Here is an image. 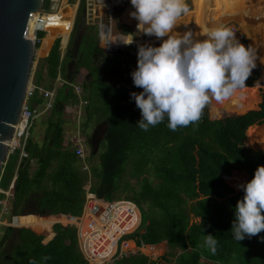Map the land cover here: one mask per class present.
Here are the masks:
<instances>
[{
    "label": "trees",
    "instance_id": "1",
    "mask_svg": "<svg viewBox=\"0 0 264 264\" xmlns=\"http://www.w3.org/2000/svg\"><path fill=\"white\" fill-rule=\"evenodd\" d=\"M108 2L106 6L112 22L113 8L117 5L114 6L112 0ZM128 3L129 15L135 9L130 0ZM186 3L190 9L188 13L196 15L200 22L208 21L210 13L221 11L209 12L215 4L212 0H186ZM49 6L44 0L42 10H49ZM98 7L97 0H93L89 10L92 18ZM68 9L45 19L38 26L36 49L45 37L61 35L54 40L48 55L41 58L49 83L43 89L53 90L58 76L68 84L57 89L52 107L46 112L41 144L28 137L24 146L27 158L19 160L20 151L15 152L16 158L9 157L3 167L0 188L7 190L11 186V205L6 213L9 216L7 226L0 236V261L4 264H30L32 260L36 264H88L79 250L76 228L60 224L68 223L71 217L79 221L86 200L84 185L88 172L83 169L85 161L77 156L76 148L70 150L63 119L66 107L79 101L70 85L77 83L76 77L83 67L86 69L85 80L79 84L83 93L80 100L86 105L84 125L87 126L92 114L97 113L105 122L104 151L99 155V170L92 167L94 170L89 171L93 179L89 196L110 201L116 199L117 192L131 191V195L124 196L149 208V221L139 234L138 247L163 243L168 248L166 255L172 256L173 251L176 252L175 264H199L202 258L207 264H264V231L250 239L246 236L240 242L231 232L235 205L244 195L238 185L250 181L257 167L264 165L262 150L246 148V132L250 128H259L260 140L264 142V86L257 84L254 87L258 79L264 82L261 68H254L246 87L234 94L238 100L231 98L226 107L215 114L204 110L198 125L190 124L171 131L165 119L145 132L136 126L141 119V110L130 95L139 92L132 91L129 86L133 83L131 73L137 67L138 45L141 43L125 34L129 40L133 39V43L128 49H122L123 43H113L123 39L122 33L117 37L109 34L104 40V36L97 38L94 32L86 30L75 53L73 40L85 12V0H81L72 41L60 61L68 36ZM221 12L225 16L211 17L214 28L240 18L234 3H229ZM263 12L264 6L259 8V13ZM128 20V24L137 29L138 21L131 17ZM197 20L189 18L188 14L182 16L171 35L179 36L191 29L195 36L203 39L202 33L206 29L202 32L193 30L192 22ZM248 33L251 34L250 29L246 32L250 37ZM250 38L254 40L253 45L256 39ZM109 44L118 49L106 51ZM261 51L262 45H256V58ZM99 62L107 66L102 75L96 73L100 71L96 66ZM67 63L73 70L68 69ZM36 76L35 82L39 83L40 77ZM29 104L31 109L38 111L44 104L36 87ZM132 158L136 159L131 170L134 176L146 173V167L151 164L156 180L150 183L143 178L140 189L134 192L127 184L123 188L120 185ZM30 161H36L32 174ZM188 203L197 223H189ZM209 234L218 240L215 255L203 247L204 237ZM6 241L8 251L4 249ZM6 254H9L8 259ZM45 256L50 259L44 260ZM115 261L116 264H155L140 252L123 254Z\"/></svg>",
    "mask_w": 264,
    "mask_h": 264
},
{
    "label": "clouds",
    "instance_id": "2",
    "mask_svg": "<svg viewBox=\"0 0 264 264\" xmlns=\"http://www.w3.org/2000/svg\"><path fill=\"white\" fill-rule=\"evenodd\" d=\"M130 2L135 11L129 16L138 21L137 31L162 41L159 46L138 45L137 67L131 73L134 85L142 89L130 94L141 110V119L136 123L141 130L146 132L165 119L171 131L198 125L213 100L224 103L246 87L256 67V57L251 47L240 43L233 30L207 29L202 33L203 39L191 29L173 36L177 21L190 10L186 0ZM116 42L130 45L133 39L125 37L113 43ZM238 188L244 195L235 205L231 232L240 242L264 231V165L258 166L254 177ZM217 245L215 236L205 235L203 247L212 255L216 254Z\"/></svg>",
    "mask_w": 264,
    "mask_h": 264
},
{
    "label": "rangeland",
    "instance_id": "3",
    "mask_svg": "<svg viewBox=\"0 0 264 264\" xmlns=\"http://www.w3.org/2000/svg\"><path fill=\"white\" fill-rule=\"evenodd\" d=\"M80 1L81 0H68V3H67V6L70 5V7L68 9L69 12H68L67 21H66V29H68L67 30L68 36H67V39H66L65 44H64V47L66 44H67V47L63 48L64 53L66 52L67 48H69L68 45H70V42L72 41V37H71L72 35L71 34H72V31L74 28L75 21L78 17V8H79ZM86 1L87 0H85L84 17L82 19L84 21L83 22L84 25L88 27V26H91L93 23L90 22L88 25L86 20H85V17L87 15ZM212 1L215 4L212 6V8L209 10V12H212L215 9L222 11L229 6V3L235 4V6L238 10V13H240V18H238L237 21H234V20L227 21V23H225V25L223 27H228L231 30H233L236 33V37L240 41V43H242L246 47H248L250 44V47L254 50L256 45H258V44L262 45V51H261L259 57L256 58V67L261 68V73L264 76V12H263V14L259 13V8L264 6V0H212ZM107 2H108V0H97V3L100 5V7L96 8L95 12H96L97 16H99V18H97L95 20H97V21L102 20V16L104 14V6H105V4L107 5ZM112 3L114 6L115 5L119 6V7L116 6L113 8L112 22L110 23V21H109V23L107 25L108 28H112V29L111 30L108 28L103 29L102 25H100V27H102V29L100 28L99 30L98 29L93 30V32L95 31L93 33V34H95V37L98 38V36H101V37L104 36L103 39L105 40V36H108L109 34L116 36L118 33H122L123 39H124L126 37L124 35L127 33V34L131 35V38H133L134 40H138V42L141 44H152L153 46H159L160 45V42L155 37H148V36L143 35L142 33H140V36H139V32L134 27V25L128 24L129 23L128 18L130 16L127 14V9H126L127 0H112ZM221 11H219L220 13L219 12L217 13L216 11L214 13H210L208 15V17H210V18L206 22H200L197 20L196 15H194L192 13H188L189 18L194 17V19L197 20L196 22H192L194 24V28H193L194 31L198 32L201 30V32H202L204 29L207 30V28H214L213 24L215 22H212V18L214 19L218 16L220 17L221 15L225 16V13L221 12ZM204 14H202V15H204ZM97 21H95L94 24L99 23ZM209 21H210V23H209ZM71 26H72V28H71ZM215 26H216V24H215ZM249 29L251 30V34L248 33L250 35V37L252 36L256 39L253 45H251V44L254 40L252 38H250L249 36H247V34H246L247 30H249ZM103 30H104V32H103ZM113 32H115V33H113ZM256 33H258L257 36H255ZM60 37H61V35L50 36L48 40H45V38H46L45 37L44 38L45 41L42 40L39 48L36 49L34 63H33L32 71H31V75H30V83L32 85L30 88V92L34 89V87H36L38 90H40L39 94L41 91H48V90L43 89L44 85L45 84L48 85L49 83L47 80L44 62L40 58H41V55H44L46 53L48 47L50 46V43L53 40H55L56 38H60ZM126 38L129 40L128 37H126ZM67 41H68V43H67ZM120 48L128 49L129 47L127 45V47L123 46ZM113 49H115V51H116L118 48L114 47ZM104 64H105L104 62H99L96 64V66L100 69V71L97 70V72H96L97 74H99V75L103 74V71L107 67ZM67 67L69 70H73V67L71 64L67 63ZM36 74H38L40 77L39 83L35 82V80L37 78ZM85 75H86V69L83 67L80 68V71L76 77L77 83L73 85L77 89H79V96L80 97L83 95L82 90H80V88H81L80 84L84 82ZM258 80H257L254 87L258 86L259 84L264 86V82L261 80L260 81H258ZM129 86H130V89L132 91H138V92L142 91V89L136 87L134 85V83H129ZM60 87H61L60 82H55L54 89L51 90V92L56 93L57 89H59ZM81 93H82V95H81ZM28 96H30V95H28ZM231 98L237 99V97L235 95ZM230 99L225 101L224 103H217L213 100L212 103H210L204 110H207V111L209 110L210 112L215 114L218 111H220L223 106L226 107V105H227L228 101H230ZM29 100H30V97L28 98V101ZM28 105L30 106L29 102H28ZM70 105H72V103L69 104L66 107V109ZM84 106H86L85 103H83L82 108H84ZM44 108H45V106L43 105L41 107L39 115L35 118V120L33 121V125L30 127V129L28 131L29 132L28 137L30 139H32V141L39 143V144H41L42 139H43L45 120H46V117L48 115V114H46ZM69 111L71 112V109H69ZM69 111H65V113L63 115V119L65 120L64 135L66 136L67 140L69 141L70 150L77 147L76 146L77 142L83 149V153L85 155L84 158H86L85 165H83V169L84 170L87 169V172H88V174H86L87 180L85 182L84 189L87 190V189H89L91 182L93 181L92 175H91V173L89 174V171L94 170V169H92V167H95L96 170H99V164H98L99 155L104 151L103 135H104L105 122H104V119L100 118L99 113H97V114H92V117L89 120V123L87 124V126H85L84 125L85 120H86L85 113L78 120L77 118L75 119L74 114H72V112L70 113ZM98 128H100L102 130L101 133L97 132ZM78 130L80 131V133L78 132ZM77 135H79V136H77ZM246 137H247L246 148L251 149L253 151L262 150L264 152V142L262 140H260L262 138V136H260V134H259V128H255V127L250 128L246 132ZM17 138H18L19 148H20L22 138L20 137V135H18ZM78 140H81V141H78ZM18 151H19V149L16 152H18ZM10 158L12 160L15 159L16 158L15 154L11 155ZM135 160L136 159L132 158L131 161L128 163V165L126 167L125 175L123 176L122 181L120 183L122 188L125 186V184H127L128 188H130L133 192L138 191L140 189L141 181L143 178H147L150 183L156 182V180L154 178V172L152 170L151 164H149L146 167V170H147L146 173H143L139 176H134L131 173L133 163L135 162ZM35 168H36V161H30V174H32L34 172ZM90 175H91V177H90ZM9 189H10V186L7 190H4L5 195L0 194V195H2V197H3L2 200L4 201V203L0 206V236H2L3 230L5 229V226H7V223H8L7 218L9 216H7L6 213H7L8 209L10 210V205H11V195L9 193L10 192ZM126 194L131 195L132 193H131V191H128L124 194L117 192L116 193V199H128V200L132 201L134 204H136L140 210V213H141V222H140V225H139V228L137 231H135L132 234L124 236L119 241L117 253L114 256L113 262L111 264H116L115 260L119 259L122 254H132V253H136V252H140L144 256L148 257L155 264H175L176 252L173 251L172 256L166 255L168 248L163 243L156 245V246L148 247V248L143 247L141 249H138L141 247V245L138 247L139 234L143 232V228L146 226L147 222L149 221V216H148L149 208H147V206L142 205V204H140V203H138V202H136L130 198H127V196H124ZM186 212L189 214V223L190 224L198 222V219L195 218L190 213L189 203L186 206ZM72 221H73V219L70 218L68 223H70ZM55 223L59 224L60 222H54V224ZM60 224L66 225L67 223H65V224L60 223ZM7 242L8 241L5 242V248H4L5 251L9 250V248L6 246L8 244ZM123 243H127V245L122 247ZM8 256H9V254H6L5 258L8 259ZM205 261L206 260L202 258L200 260L199 264H207ZM0 262L2 264L5 263L2 260Z\"/></svg>",
    "mask_w": 264,
    "mask_h": 264
},
{
    "label": "built area",
    "instance_id": "4",
    "mask_svg": "<svg viewBox=\"0 0 264 264\" xmlns=\"http://www.w3.org/2000/svg\"><path fill=\"white\" fill-rule=\"evenodd\" d=\"M47 1L50 5L49 10H42V13L40 14L38 19L39 24L45 21V19H51L56 15H59L66 8L70 7V5L67 6L68 0ZM91 2L93 3V0H91ZM92 3L90 6H88L86 1L87 15L89 13L90 7L92 6ZM128 4L129 3L127 0V5ZM104 7H106V4ZM56 82H60L61 86L64 84H68L60 76H58ZM70 86L73 88L74 93L77 95L79 101L77 103H72V105H70L66 109V111H69V109H71L72 114H74V118H77L79 120L80 117L84 115V108H82L84 102L80 100L79 89H77L73 85ZM34 90L35 87L31 91L32 93L29 91L27 94L26 102L24 103L20 111L19 121L16 127V134L8 144L10 152L9 157L11 155H14L15 152L19 149V160L27 158V154L24 152V146L29 136L28 131L32 125V122L40 112L38 110L31 109V107L28 105V98L32 96ZM55 94L56 93H53L51 91L40 92V95L44 98L43 105L45 106V112H48L51 109ZM78 132L80 133L79 130ZM18 135H20V137L22 138L20 148L17 138ZM76 146L77 156L85 161L86 158H84L85 155L83 153L82 147L78 144V142ZM89 189H84L86 191V200L83 206L80 220L76 221L73 218L74 220L70 223H67L66 225L74 226L76 228L78 247L83 258L88 264H111L113 262L114 256L117 253L119 241L124 236L132 234L138 230L141 222V213L137 205L125 199H113L108 201L105 199L92 198L88 194ZM0 194L5 195L4 190L1 189ZM2 199H0V206L4 203ZM125 245H127V243H123L122 247ZM143 247L148 248L152 246H143L142 244V246L138 249H141Z\"/></svg>",
    "mask_w": 264,
    "mask_h": 264
},
{
    "label": "water",
    "instance_id": "5",
    "mask_svg": "<svg viewBox=\"0 0 264 264\" xmlns=\"http://www.w3.org/2000/svg\"><path fill=\"white\" fill-rule=\"evenodd\" d=\"M91 3L87 0L88 6ZM42 5L43 0H0V177L10 155L8 144L16 134L20 111L32 86L30 75ZM108 12L106 6L102 16L104 28H108L110 21ZM83 22L81 19L77 28L76 53L85 31ZM108 46L113 49L112 44ZM63 53L62 50L60 61Z\"/></svg>",
    "mask_w": 264,
    "mask_h": 264
},
{
    "label": "flooded vegetation",
    "instance_id": "6",
    "mask_svg": "<svg viewBox=\"0 0 264 264\" xmlns=\"http://www.w3.org/2000/svg\"><path fill=\"white\" fill-rule=\"evenodd\" d=\"M86 7H87V5H86ZM105 8V7H104ZM97 18H99V16H97V14H96V12L94 13V18H92L91 16H90V14L88 13V15H86V17H85V20H86V22H87V24L89 25V23L90 22H92L93 24L91 25V26H85V31H84V34H85V32H86V30H89V32L91 33V32H93V30L94 29H100V27L98 26L99 25V23L101 22V25H102V27H103V29H105L104 28V24H103V20H99V21H97V20H95V19H97ZM95 21H97V22H99V23H95L94 24V22ZM102 27H101V29H102ZM78 31V30H77ZM101 31V30H100ZM95 32V31H94ZM102 32V31H101ZM103 32H104V30H103ZM77 34V33H76ZM76 40V39H75ZM75 40H73L74 41V43H75ZM75 45V44H74ZM74 48H75V46H74ZM111 48L107 45V49H106V51H109ZM76 53V52H75ZM97 132L98 133H101L102 132V130L100 129V128H98V130H97Z\"/></svg>",
    "mask_w": 264,
    "mask_h": 264
},
{
    "label": "crops",
    "instance_id": "7",
    "mask_svg": "<svg viewBox=\"0 0 264 264\" xmlns=\"http://www.w3.org/2000/svg\"><path fill=\"white\" fill-rule=\"evenodd\" d=\"M193 30H194V29H193ZM43 40H44V39H43ZM53 42H54V40L50 43V46L48 47L46 53H45L44 55H41V58H45V57L48 55V53H49V51H50V48H51ZM64 56H65V53H64V55L62 56L63 59H64ZM41 58H40V59H41ZM58 216H63V215H58ZM55 217H56V216H55ZM71 218H72V217H71ZM72 219H73V218H72ZM73 220H74V219H73Z\"/></svg>",
    "mask_w": 264,
    "mask_h": 264
},
{
    "label": "bare ground",
    "instance_id": "8",
    "mask_svg": "<svg viewBox=\"0 0 264 264\" xmlns=\"http://www.w3.org/2000/svg\"><path fill=\"white\" fill-rule=\"evenodd\" d=\"M66 34L68 35V32H66ZM48 39H49V38H47V39H45V40H48ZM45 40H44V41H45Z\"/></svg>",
    "mask_w": 264,
    "mask_h": 264
}]
</instances>
